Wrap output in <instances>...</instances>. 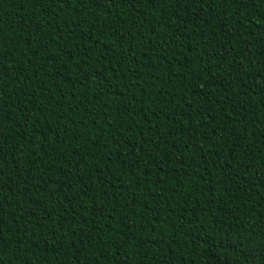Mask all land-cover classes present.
Listing matches in <instances>:
<instances>
[{"label": "trees", "instance_id": "1", "mask_svg": "<svg viewBox=\"0 0 264 264\" xmlns=\"http://www.w3.org/2000/svg\"><path fill=\"white\" fill-rule=\"evenodd\" d=\"M0 264H264V0H0Z\"/></svg>", "mask_w": 264, "mask_h": 264}]
</instances>
